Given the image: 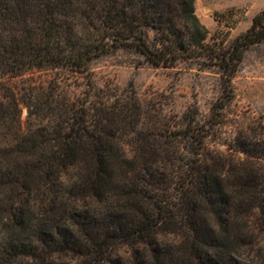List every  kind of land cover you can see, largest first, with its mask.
Instances as JSON below:
<instances>
[{"label": "trees", "instance_id": "16d2710c", "mask_svg": "<svg viewBox=\"0 0 264 264\" xmlns=\"http://www.w3.org/2000/svg\"><path fill=\"white\" fill-rule=\"evenodd\" d=\"M208 37L195 0H0V264H264V123L207 145L264 10ZM120 50L216 70L209 120L98 86L92 63Z\"/></svg>", "mask_w": 264, "mask_h": 264}, {"label": "rangeland", "instance_id": "374dc122", "mask_svg": "<svg viewBox=\"0 0 264 264\" xmlns=\"http://www.w3.org/2000/svg\"><path fill=\"white\" fill-rule=\"evenodd\" d=\"M195 10L208 29V42H225L244 33L253 17L264 10V0H195ZM95 83H115L121 88L133 86L144 107L166 119L181 120L188 108L198 109V118L207 122L211 108L221 95L220 77L214 69L196 63H180L175 68H156L144 62L135 51L120 50L91 65ZM29 78V77H28ZM234 96L223 111L222 120L208 139L214 150L226 151L242 128L264 123V44L246 53L233 79ZM22 120L27 109L22 107Z\"/></svg>", "mask_w": 264, "mask_h": 264}]
</instances>
